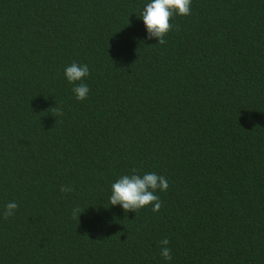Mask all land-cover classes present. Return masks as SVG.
Here are the masks:
<instances>
[{
  "label": "trees",
  "instance_id": "obj_1",
  "mask_svg": "<svg viewBox=\"0 0 264 264\" xmlns=\"http://www.w3.org/2000/svg\"><path fill=\"white\" fill-rule=\"evenodd\" d=\"M146 2L0 0V264H264V0H192L164 44ZM133 169L158 212L109 204Z\"/></svg>",
  "mask_w": 264,
  "mask_h": 264
},
{
  "label": "clouds",
  "instance_id": "obj_2",
  "mask_svg": "<svg viewBox=\"0 0 264 264\" xmlns=\"http://www.w3.org/2000/svg\"><path fill=\"white\" fill-rule=\"evenodd\" d=\"M192 14V0H147L139 14L142 21L146 39H155L158 44L165 43V37L172 29L170 19L175 16H190ZM64 78L72 85V93L77 101L88 98L90 89L85 82L90 74L89 66L85 63L73 61L64 67ZM168 181L155 172L138 173L133 169L127 174H122L111 184L108 202L112 207L119 206L125 213L136 212L150 207L153 212L161 208V200L157 192L168 190ZM62 192L71 191L70 188H61ZM18 208L16 202H9L4 206L5 218L13 216ZM74 214L75 210H74ZM160 256L164 261L172 259L169 240L160 242Z\"/></svg>",
  "mask_w": 264,
  "mask_h": 264
}]
</instances>
